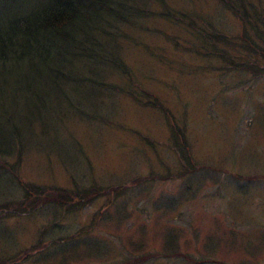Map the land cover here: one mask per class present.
<instances>
[{
  "label": "rangeland",
  "instance_id": "1",
  "mask_svg": "<svg viewBox=\"0 0 264 264\" xmlns=\"http://www.w3.org/2000/svg\"><path fill=\"white\" fill-rule=\"evenodd\" d=\"M168 2L190 10L187 1ZM194 2L218 32L239 33L236 19L212 0ZM132 36L137 42L124 47L123 58L160 110L115 97L103 110L110 125L64 122L58 145L77 161L64 164L67 170L52 149L44 156L29 148L20 164L5 161L20 184L68 187L70 173L84 185H124L123 198L91 223L107 197L68 216L40 207L1 217L0 264H264V79L227 73L219 80L205 61L172 52L158 32ZM86 100L100 106L99 98ZM181 152L189 166L179 162ZM137 177L143 182L129 183ZM30 245L37 249L24 253Z\"/></svg>",
  "mask_w": 264,
  "mask_h": 264
},
{
  "label": "trees",
  "instance_id": "2",
  "mask_svg": "<svg viewBox=\"0 0 264 264\" xmlns=\"http://www.w3.org/2000/svg\"><path fill=\"white\" fill-rule=\"evenodd\" d=\"M186 1L190 10L168 0H0V218L28 216L40 207L68 216L97 196L107 197L91 223L100 221L113 200L123 198L124 185L102 186L92 179L84 185L70 173L68 187L20 184L5 161L20 164L26 150L36 148L44 156L52 149L64 167L77 162L75 151L59 147V127L71 119L110 125L103 110L115 97L160 110L159 102L150 101L147 91L133 83L123 58L122 50L137 42L132 35L138 31L158 32L172 52L205 61L219 80L227 73L264 79V0H212L239 23V33L230 38L218 32L212 17L193 9L194 0L180 4ZM145 22L179 33L161 32ZM156 59L162 63V56ZM86 97L99 98L100 106ZM180 157V163L189 164L182 152ZM133 182L143 180H129ZM12 191L13 197L3 199ZM36 249L30 245L23 252Z\"/></svg>",
  "mask_w": 264,
  "mask_h": 264
}]
</instances>
